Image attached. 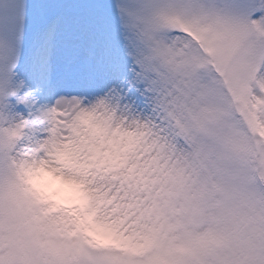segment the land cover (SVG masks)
<instances>
[{"label":"snow or ice","instance_id":"snow-or-ice-1","mask_svg":"<svg viewBox=\"0 0 264 264\" xmlns=\"http://www.w3.org/2000/svg\"><path fill=\"white\" fill-rule=\"evenodd\" d=\"M0 264H264V0H0Z\"/></svg>","mask_w":264,"mask_h":264}]
</instances>
